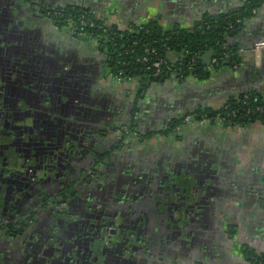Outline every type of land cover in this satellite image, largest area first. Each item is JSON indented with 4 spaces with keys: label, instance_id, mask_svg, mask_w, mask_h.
Segmentation results:
<instances>
[{
    "label": "crops",
    "instance_id": "1",
    "mask_svg": "<svg viewBox=\"0 0 264 264\" xmlns=\"http://www.w3.org/2000/svg\"><path fill=\"white\" fill-rule=\"evenodd\" d=\"M31 1L34 0H15V3L30 4ZM37 1L40 4L45 3L44 0ZM37 1L32 4H36ZM245 1L49 0L48 6L89 9L98 16L107 18L120 29H126L131 23L155 20L170 30L190 29L205 18L224 15L244 6ZM1 2L2 0L0 4ZM13 14L15 15L14 10ZM15 21L17 22V19ZM32 23L37 25L34 29H40L39 40L50 46L45 47L46 51H39L42 52L40 57L50 62L53 56L61 54L63 60L60 64L62 66L65 64L64 71L71 76L67 80V85L74 88L78 86L79 91L85 90L83 93L87 99L74 101L69 98L66 89L63 93L62 89L58 88L61 90L59 99L62 107L69 108L73 104L77 108L76 111L82 112L81 117L75 120L76 124L81 123L78 125L82 126L77 134L78 138L84 140L85 144L88 141L94 143L99 137V129L129 126L132 123L131 112L134 106H138L139 113L144 118V127L141 130H147L153 121H158L159 124L155 133L151 132L152 135L148 136L149 131L147 133L145 131L138 138L129 137L128 140L131 141L126 140L127 142L121 145L123 149L121 152L128 154L124 155L126 164L123 168L130 166L129 169H125L127 171L125 174L131 175L132 169L136 173L139 170L152 171L158 167L165 170L166 177L156 180L155 189H152L148 196L152 203L159 204L157 213L158 211L161 213L167 206H171L175 213L178 212L174 204H180V199L186 197L183 194L185 190L181 189V192L176 186L178 184L176 180L179 182L181 176H186L187 180L203 188L201 192H194L192 195L193 198L202 196L199 198L198 206L195 205V200L187 198L185 200L187 204L192 205L188 207L191 212L188 219L190 216L200 218L206 216L207 221L200 224L187 222V227L186 225L176 227L178 233L176 239L182 241V248L177 246L175 241L170 258H165L163 254L146 255L136 261L138 264H252L249 254L252 252L264 254V122L249 121L225 125L222 120H216L215 123L209 120L185 121L175 132L164 133L168 130L169 121L183 120L198 109L218 111L229 100L238 99L249 93L264 99V51L259 58L254 52L256 43L264 39L263 7L256 10L252 19L245 21L226 39V44L235 47L241 56L240 66L230 68L218 65L212 70L211 78L202 82L196 81L193 77L180 81L172 76L167 80L153 82L150 87L144 89L138 79L117 81L106 66V54L99 50L95 41L83 32H78L73 24L70 23L64 29L55 28L46 17H39ZM1 25L0 27H6L10 31L14 29L11 24ZM17 25L15 31L21 35L23 26L19 23ZM30 29L29 31H33ZM0 39L1 48L2 34ZM210 57L207 56L208 65L215 59ZM170 59L175 63L182 60L181 56L175 53L171 54ZM159 107L169 108L173 114L164 117L163 112L155 111ZM72 115L66 114L65 118ZM155 116H159V119ZM102 141L108 142L106 139ZM85 144L82 143L83 148ZM205 156L207 164L202 160ZM189 163H195L196 167L192 168ZM42 165L46 167L45 164ZM56 169L57 167H54L52 172L47 174L53 177ZM41 175L43 177L44 173ZM150 184L153 185V182ZM169 186L170 189L166 188ZM14 196L20 197L18 190ZM14 210L17 217L23 214L18 208ZM46 216L45 212L37 216L34 214L39 225H44L40 228L41 232H46V235L51 233L59 235L52 252L46 248V244L43 248L37 246V250H34L33 246L27 245V239L16 243L5 242L0 244V264H120L112 257L104 261L105 250L103 247L95 250V245L91 244H96L97 240L92 234L86 235L89 248L85 249L82 244L85 229L76 223L79 219L75 222L67 218V222L76 224L69 229L67 226L59 227L57 224L59 216L57 218L54 214ZM124 216V213L122 216L119 215L122 222ZM142 217H147V214H143ZM80 218L87 219L85 216ZM145 221L148 220L143 218L140 222L142 227ZM17 222L18 219L15 218L12 225L17 226ZM172 225L173 222L168 223L170 228ZM15 229H17L15 233L21 230L20 235L24 236L21 226ZM154 231H157V228H154ZM171 233L173 235V230ZM143 239L139 246L150 251L152 245L147 242L148 236L143 235ZM136 243L138 245V242ZM193 244L200 245L199 250L193 247ZM32 251H35V256L31 255ZM127 259L131 260V257Z\"/></svg>",
    "mask_w": 264,
    "mask_h": 264
},
{
    "label": "flooded vegetation",
    "instance_id": "2",
    "mask_svg": "<svg viewBox=\"0 0 264 264\" xmlns=\"http://www.w3.org/2000/svg\"><path fill=\"white\" fill-rule=\"evenodd\" d=\"M44 2L41 5L37 4L38 9L41 7L39 11L42 15L33 11L30 5L27 6L28 3L16 4L15 0H2L0 4V25L11 24L14 28L10 31L6 27V29L0 27V34L3 37L0 48V158L2 157V160L0 159V244H4V241L17 230L15 228L18 226L12 225L17 218V224H20L24 236L20 235L21 230L17 231L19 235L15 233L16 240L13 243L27 239V245L33 246L34 250H37V246L43 248L46 244V248L52 252L59 235L56 233L46 235V232L40 231L44 225H39L37 218L34 220V214L37 216L45 212L46 217L50 214H54L56 218L59 216L57 224L61 228L67 226L70 229L76 225L67 222V218L75 222L79 219L76 223L84 226L85 230L93 231L89 233L84 230L83 246L88 250L89 241L86 235L92 234L97 241L96 244L91 245H95L96 251L103 247L104 261L112 257L120 264H125L127 260L126 264H138L136 261L146 255L163 254L165 258H170V251L175 246V241L177 246L182 248V241L176 239L178 234L176 227L182 224L183 219L178 216V212H181L179 205L182 206L185 202L174 204L178 211L176 213L171 206L157 213L159 204L152 203L148 196L151 190L155 189L156 180L166 177L165 170L158 167L153 168L152 171L139 170L136 173L132 169L131 175L125 174L127 173L125 169L130 168V166L123 168L126 164L124 157L128 154L121 152L123 150L121 145H124L129 137L138 138L145 131L153 134L159 123L153 121L150 123L151 127L141 130L144 127V118L139 113L138 106H134L131 112L132 123L124 127L127 130H123L122 127L99 129V137L94 143L88 141L85 144L84 140L78 138L77 134L82 126H79L81 123L76 124L75 120L81 117L82 112L76 111L77 108L73 104L69 108L62 107L59 99L61 90L58 88L60 87L63 93L67 90L69 98L74 101L87 99L83 93L85 90L79 91L78 86L74 88L67 85V80L71 76L64 71L65 64L63 66L60 64L63 60L61 54L53 56L50 62L40 57L42 52L39 51H46L45 47L50 46L39 40L40 29H34L37 25L32 23L39 17H46L55 28L64 29L72 21L69 19L60 22L59 17L65 19V15L62 14L67 12V9L49 7V0ZM66 22L68 25L65 24ZM17 23L23 26L21 35L15 31ZM30 28L33 31H29ZM18 55L24 58L22 63L19 62ZM24 66L26 73L22 71ZM21 71L24 74L21 75ZM198 110L192 113L193 115L186 116L183 123L197 121L194 115ZM155 111L163 112L164 117L173 114L166 107L162 109L159 107ZM66 114L73 115L65 118ZM155 118L159 119V116ZM170 125L171 121L168 128ZM4 136H9L13 142H8L10 140L8 138L2 139ZM104 136L106 138H103ZM82 143L85 144L84 148ZM16 146L18 156L14 162L6 153ZM202 160L207 164V156ZM12 162L16 165L17 171L14 169L11 171ZM42 164H45L47 169ZM189 164L192 168L196 167L195 163ZM54 167L57 169L53 172V177H50L47 172H52ZM42 173H44L43 177ZM151 182L153 185L150 184ZM166 188L170 189L171 186ZM16 190L19 191L20 197L14 196ZM179 191L182 192L181 189ZM61 203L64 205H60ZM194 203L197 204L196 206L199 205V202ZM191 206H187L184 211L185 216L191 214L188 208ZM14 208H18L24 215L17 217ZM68 208H70L69 213H67ZM122 213L125 215L124 222L119 217ZM143 214H147V217H142ZM81 216L87 219L82 220ZM143 218L148 221H145L142 227L140 222ZM184 219L187 221L182 226L186 225V227L187 222L200 224L202 221H207L206 216L203 218L190 216L189 219L188 217ZM169 222H173L171 228L168 226ZM154 228H157V231H154ZM143 235L148 236L147 242L152 245L153 249L151 248L150 251L139 246L144 240ZM189 235L185 234V236ZM199 246L193 244L198 250ZM30 253L33 256L36 254L35 251ZM127 257H131V260Z\"/></svg>",
    "mask_w": 264,
    "mask_h": 264
},
{
    "label": "trees",
    "instance_id": "3",
    "mask_svg": "<svg viewBox=\"0 0 264 264\" xmlns=\"http://www.w3.org/2000/svg\"><path fill=\"white\" fill-rule=\"evenodd\" d=\"M243 4L244 6L224 15L205 18L190 29L167 30L155 20L146 23H131L126 29H120L117 25L110 23L107 18L98 16L92 10L82 8L67 9V12L62 14L65 15V19L61 17L59 19L60 22L71 19V24L78 29V32H83L97 43L99 50L106 54V66L114 77H120L124 81L138 79L144 89L153 82L167 80L172 76L180 81L193 77L196 81L202 82L211 78L212 70H215L218 65L230 68L240 66L241 56L235 47L226 44V39L245 21L252 19L256 10L264 8V0H246ZM84 20L88 23L87 26L82 25ZM91 23L94 24L93 27L90 26ZM65 24L68 25L67 22ZM210 50L215 52L216 63L214 65H208L203 60ZM172 53L181 56L182 60L178 63L173 62L170 59ZM159 61H163L164 64L157 68L155 63ZM195 114L197 121L209 119L211 123H215L220 119L225 125L249 121L264 122V99L254 93H249L238 99L229 100L218 111L201 109ZM183 120H172L168 130L164 133L175 132L183 124ZM147 134L152 135L151 132ZM16 151L17 146L6 153L11 161L17 160ZM0 159L2 160V157ZM16 168L12 162L11 171L13 169L17 171ZM186 178L184 175L181 176L179 182L176 180L178 183L176 186L185 190L183 194L186 197L181 198L179 202H185L188 206L185 199L199 202L202 196L193 198L192 195L194 192H201L203 188ZM185 204L180 205L181 212H178V216L181 220L183 219L182 224L187 221L184 217H188L184 213L187 209ZM67 211L69 213L70 208ZM249 255L252 264H264V254L252 252Z\"/></svg>",
    "mask_w": 264,
    "mask_h": 264
},
{
    "label": "built area",
    "instance_id": "4",
    "mask_svg": "<svg viewBox=\"0 0 264 264\" xmlns=\"http://www.w3.org/2000/svg\"><path fill=\"white\" fill-rule=\"evenodd\" d=\"M90 22H92V21H90ZM87 24H88V23L86 22V20H84V21L82 22V25H83V26H87ZM90 26L93 27L94 24L91 23ZM263 51H264V40H262V41L256 43L255 48H254V52H255V55H256L257 58H259V57L262 55V52H263ZM215 63H216V60L214 59V60L212 61V63H210V64H211V65H214ZM163 64H164L163 61H159V62L155 63V66H156L157 68H160ZM169 69H170V70H173L172 68H169ZM115 79H116L117 81H122V78H120V77H115Z\"/></svg>",
    "mask_w": 264,
    "mask_h": 264
},
{
    "label": "rangeland",
    "instance_id": "5",
    "mask_svg": "<svg viewBox=\"0 0 264 264\" xmlns=\"http://www.w3.org/2000/svg\"><path fill=\"white\" fill-rule=\"evenodd\" d=\"M113 1H115V0H113ZM41 5V4H39V2H36V4H27V6H29L30 5V8H32L33 9V11L35 10L36 12H38V13H40V15H42L41 14V12L39 11L40 9H41V7L38 9V5ZM15 11H17V9H15ZM26 20V19H25ZM27 21H28V19H27ZM19 47H21V46H19ZM26 54H27V52H26ZM18 57H19V55H18ZM22 59H24L23 57H19V62H21L22 63ZM25 66L23 67V69H22V71H24L25 69ZM21 71V75L22 74H24V73H26V71H24V73ZM24 87H27V86H25L24 85ZM123 130H127L126 128H124ZM6 138H8V139H10V140H8V142H13V139H11L9 136H4L2 139H6ZM74 182V181H73ZM60 205H64L63 203H61ZM34 219H36V218H34ZM17 226H20V224H17ZM190 241H192V240H190ZM189 242V241H188ZM152 247H150V249H151ZM153 249V248H152Z\"/></svg>",
    "mask_w": 264,
    "mask_h": 264
},
{
    "label": "water",
    "instance_id": "6",
    "mask_svg": "<svg viewBox=\"0 0 264 264\" xmlns=\"http://www.w3.org/2000/svg\"><path fill=\"white\" fill-rule=\"evenodd\" d=\"M262 40H264V39H261V40H259V41H262ZM214 55H215V52H214V50H210L209 52H208V54H206L204 57H203V60L205 61V63H209V61H207V56H211L210 58H214ZM104 150H106V149H104ZM107 150H108V148H107ZM16 235H15V233H12V235H10V237L8 238V239H6L5 241H4V243L5 242H12L13 243V241H15L16 239Z\"/></svg>",
    "mask_w": 264,
    "mask_h": 264
}]
</instances>
